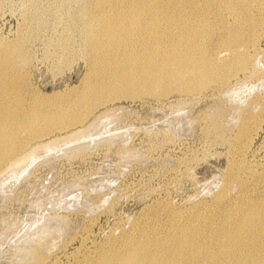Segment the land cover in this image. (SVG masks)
<instances>
[{"label":"rangeland","instance_id":"rangeland-1","mask_svg":"<svg viewBox=\"0 0 264 264\" xmlns=\"http://www.w3.org/2000/svg\"><path fill=\"white\" fill-rule=\"evenodd\" d=\"M118 5L0 0V111L22 112L28 141L0 166V264H103L148 232L225 225L264 193V0H158L155 51L93 53L87 33ZM178 45L219 78L167 79Z\"/></svg>","mask_w":264,"mask_h":264},{"label":"bare ground","instance_id":"bare-ground-1","mask_svg":"<svg viewBox=\"0 0 264 264\" xmlns=\"http://www.w3.org/2000/svg\"><path fill=\"white\" fill-rule=\"evenodd\" d=\"M115 1H119V5L115 7L114 12L104 13L99 18L98 28L87 33L92 52L101 54L109 47H133L135 42L151 47L149 51H155L160 44L158 42L161 36L158 30L162 31L160 26L161 22L167 19L165 17L167 11L157 6L158 0H130L126 5L124 0ZM124 41L128 42L123 43ZM193 51L186 50L180 45L169 51L172 54L164 63V76L173 79L176 74L179 80L185 82L184 73H191L194 77V88H203L207 81L203 78L205 75L210 73L214 79H218L219 74L216 69L202 65ZM231 54L234 58L238 56L235 60L240 64L245 61L240 54L236 52ZM177 65L180 67L177 68ZM9 81L5 69H0V91L6 92L8 88L11 89V81L10 83ZM150 83L154 87L160 85L156 78ZM187 88L189 87L183 89ZM5 108L7 109L0 111V166L11 154L13 155L28 142L25 137L19 136V129L13 125L15 119L23 121L22 112L16 111V107L8 102L5 103ZM21 129L27 130L30 136L42 133V129L28 121L23 122ZM237 183L239 188L245 186L243 183ZM148 233L146 235H151L149 238L130 239L126 242L125 250L106 254L101 262L103 264H264V250H241L256 243H264V193L257 195V198L249 197L246 205L241 207L225 225L210 230L193 227L189 232L175 231L170 234L172 238L169 240ZM241 261L246 263H240Z\"/></svg>","mask_w":264,"mask_h":264}]
</instances>
